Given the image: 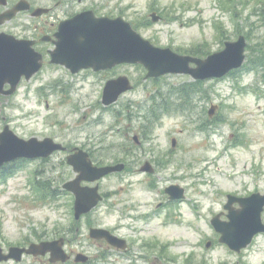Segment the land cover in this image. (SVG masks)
Wrapping results in <instances>:
<instances>
[{
  "label": "rangeland",
  "instance_id": "rangeland-1",
  "mask_svg": "<svg viewBox=\"0 0 264 264\" xmlns=\"http://www.w3.org/2000/svg\"><path fill=\"white\" fill-rule=\"evenodd\" d=\"M90 1L97 7L96 11L119 15L130 22L154 45L182 53L197 49L203 53L215 52L224 39L235 40L244 34L247 65L236 78L196 85L198 92L188 98L193 108L179 115L161 117L150 132L144 128L146 123L141 126L144 120L140 117L147 114L153 90L160 88L167 93L170 86H189L192 80L188 76L170 75L155 82L144 81L142 69L124 66L120 72L131 79L134 88L110 110L101 105L106 79L91 78L86 72L71 75L63 69L44 66L29 81H22L14 95L0 97V131L8 124L20 138L49 137L67 147L90 151L100 165L116 162L129 165L130 173L125 177L118 174L102 182V191L115 195H110L109 202H104L94 216L83 220L84 224L98 221L107 229L122 227V234L128 231L120 212L129 217L131 211L119 212L121 207H109V204L114 206L120 199L128 198L152 203L155 197L145 194L142 187L128 185L138 178L133 174L137 167L132 157L139 155L142 160L150 158V152L158 157L168 154L169 163L166 162L168 166L163 172L170 178L165 181L185 186L188 204L180 207L181 218L171 223L175 227L159 229L162 236L180 239L182 248L167 253L163 259V254H158L161 259L156 264H231L234 259L226 248L206 249L205 245L211 235L208 221L222 210L225 195L242 187L246 173L256 169L257 163L264 170V69L259 74L248 69V57L256 58L264 51V22L260 18L263 15L253 14L257 3L263 0ZM65 2L83 6L73 0ZM153 11L161 21L151 22L149 15ZM184 102L179 100V104ZM213 105L218 106L217 120L211 124L214 117L209 119L207 111ZM205 124L204 132L200 127ZM133 136H138L139 146L145 150L135 147ZM241 140L246 143L244 146H238ZM64 163L63 154L53 156L46 163L32 161L0 185V241L15 242L29 235L30 229L49 236L72 235L70 230L75 224L72 198L60 196L45 204L33 191L34 174L39 180L42 173L43 181L56 188L73 179L75 174ZM169 213L173 215L176 211L171 208ZM81 233L85 234V229ZM200 240L202 246H198ZM240 258L241 264H260L264 261V240H258Z\"/></svg>",
  "mask_w": 264,
  "mask_h": 264
},
{
  "label": "water",
  "instance_id": "water-1",
  "mask_svg": "<svg viewBox=\"0 0 264 264\" xmlns=\"http://www.w3.org/2000/svg\"><path fill=\"white\" fill-rule=\"evenodd\" d=\"M17 8L21 10L24 7L18 5ZM157 20L158 17L153 15V21ZM57 37L58 48L50 52L51 63L63 65L72 73L87 68L109 69L116 64L125 63L143 65L148 71L146 78H156L165 74H188L194 80L204 81L222 78L230 70L240 67L244 59L243 37H239L236 42L225 43L223 51L202 60L177 55L170 49L155 48L148 41H144L122 19H96L91 13H84L62 24ZM31 45L28 42H17L0 35V94L11 95L22 76L29 79L39 71L41 56L31 49ZM190 64H194L195 67H190ZM5 84L11 87L7 92L2 91ZM130 88L125 77L108 82L103 90V105L108 106L116 102L118 97ZM60 149L61 146L54 144L50 139L39 141L36 138L29 140L18 138L8 126H5L0 133V166L19 158H47ZM67 163L76 173H79L75 180L63 186L75 195L74 215L78 220L100 200L98 187L82 188L80 183L84 180L90 182L98 180L120 170L122 166L93 167L86 154L81 151L69 157ZM168 192L172 194L171 189ZM180 193L175 197L180 198ZM263 203L264 197L262 199L254 197L241 202L240 210L230 212V224H214L215 228L222 233L220 242L230 247L233 244L245 246L253 234L263 231L264 227L260 224ZM225 208L228 209V207ZM216 219L217 217L213 219L214 222ZM237 229H240L242 234L234 240L231 237V230L235 233ZM243 230L247 233L245 237H243ZM103 234L107 236L106 231L91 230L93 236L104 237ZM62 253L61 248H58L54 259L64 260Z\"/></svg>",
  "mask_w": 264,
  "mask_h": 264
},
{
  "label": "flooded vegetation",
  "instance_id": "flooded-vegetation-1",
  "mask_svg": "<svg viewBox=\"0 0 264 264\" xmlns=\"http://www.w3.org/2000/svg\"><path fill=\"white\" fill-rule=\"evenodd\" d=\"M21 2L28 3L30 9L28 11L21 10L17 12L12 19L0 23V33L14 36L16 39L35 42L33 48L42 55L43 65L45 62L48 67L63 70L65 69L62 66L48 63L49 51L54 50L56 47V34L59 31V25L62 22L72 19L77 14L87 11H92L96 17L114 16L111 13H100L96 11L97 7L92 6L90 0H73L74 3L83 6H72V4L66 3L65 0H5L3 2L0 0V17L5 13H10ZM75 8L76 10H73ZM36 9L44 10L45 12L40 16L32 17V13ZM43 37L48 39L46 41H41ZM121 68V66H118L109 71L104 70L98 72L88 69L76 75L86 72L91 78L97 77L106 79L107 81L121 76ZM66 72L69 73L68 71ZM216 120L217 116L214 117L213 121L215 122ZM134 143L137 145L135 146L136 148H140L141 151L145 150V148L139 146L141 141L137 140ZM67 149L68 150L64 152L66 155L69 154V148ZM150 153L151 156L147 159L141 160L139 155L132 157V161L135 164L134 167H137L133 170V174L138 176V178L128 185L142 187L145 194L154 195L155 197L152 198V203H148L146 200L134 201L128 198L120 199V203H115L114 206L109 204V207H121L119 208V212L124 211V209L131 211V213H128L129 217L125 216L123 212H120L124 215V222L127 223L124 226L128 231L126 234L121 233L122 227L108 229V231L116 237L115 244L109 243L105 238L90 237L89 231L91 228H104L98 221L94 223L86 222L87 224L83 223L85 217L94 216L99 209L97 207L91 213L84 216L77 224L72 226L70 230V234L72 235H70V237H61L64 239L62 244L64 250L69 257L66 263L51 262V254L49 252L38 255L27 254L21 251L10 252L13 248L20 250L28 248L32 243L53 242L59 238L58 236H49L46 233L36 232L31 229L29 235L20 237L15 242L0 241V248L2 249V251H0V264H156V262H160L161 259L158 254H163V259L167 253L170 255L171 252H175L176 249L182 248L183 243L180 239H170L162 236L159 229H170L171 227H175V225L171 223H175L176 220L181 218L180 207H183L186 203L170 200L169 195L165 194L167 186L177 184L171 183L169 180L165 181L170 178V175L163 172V169H166L169 163L168 154L164 153L161 157H158L154 152ZM89 154L94 164L97 165L91 152ZM167 161L168 163H166ZM124 165V171L120 176L125 177L130 172L128 170L129 165L125 163ZM142 166H147L152 169V171L141 172L139 169L142 168ZM262 175L264 176V173H262L260 168L247 172L245 175V184L238 189H232L230 194L240 197L250 196L252 194H264V178ZM161 179H163V182ZM178 185L187 190V188L180 183ZM99 187L102 195V203L109 202L108 197L110 195L113 197L115 194L104 193L102 191V182H100ZM122 189L123 188H121V190ZM147 207L153 208L145 212L141 211ZM233 207L238 206L233 204ZM171 208L176 211L173 215L169 213ZM223 216L222 218L224 219ZM261 217L264 223V210ZM83 229L86 231L85 234L81 233ZM218 238L219 235L217 233L212 234V240L207 242L210 244L211 248L213 246H218L215 242ZM258 240H264V233L254 236L251 243L239 250V252L230 251L226 247L227 251L234 259L231 264H241L240 257L246 255L250 249L255 247ZM260 243L263 245L262 241ZM199 245L202 246L201 240L198 243V246ZM78 256L80 258L84 256L86 260L83 263L76 262ZM5 257L7 258L5 259ZM260 264H264V261H261Z\"/></svg>",
  "mask_w": 264,
  "mask_h": 264
},
{
  "label": "trees",
  "instance_id": "trees-1",
  "mask_svg": "<svg viewBox=\"0 0 264 264\" xmlns=\"http://www.w3.org/2000/svg\"><path fill=\"white\" fill-rule=\"evenodd\" d=\"M258 4L261 5L260 2H258L257 5ZM258 11L262 12L263 9H259ZM205 54H207V53H203L199 49H197L196 51H193V53H192V55H205ZM254 61L259 66L264 67V57L256 58ZM177 91L179 92V96H181V98L184 99V101H185V98L188 99L190 93L195 92L194 89H192L190 91L189 90L180 89V90H177ZM184 96H186V97H184ZM22 166H23V161L16 162V163H14L12 165L7 166L6 168L0 169V183H3L8 178H10L18 169L22 168ZM45 182H47V181H43V182L36 181L35 182V188H34L35 192L39 195L40 199H42L44 201V203H46L48 200H51V199L55 198V196L57 195V192H58L57 190H53L51 192L50 184L49 183H45ZM59 194H61V193H59ZM62 194H64V193H62Z\"/></svg>",
  "mask_w": 264,
  "mask_h": 264
}]
</instances>
